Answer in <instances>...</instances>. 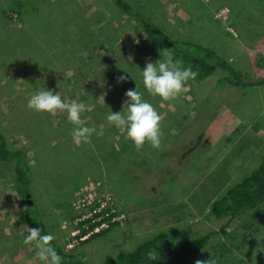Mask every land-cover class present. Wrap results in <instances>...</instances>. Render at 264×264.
Masks as SVG:
<instances>
[{
	"label": "rangeland",
	"instance_id": "obj_1",
	"mask_svg": "<svg viewBox=\"0 0 264 264\" xmlns=\"http://www.w3.org/2000/svg\"><path fill=\"white\" fill-rule=\"evenodd\" d=\"M128 1L170 35L214 49L249 79L264 78V0ZM169 54L110 0H0V129L27 153L50 233L89 262L106 264L158 231L181 242L219 229L227 218L214 216L211 201L264 156V82L239 89L218 71L163 101L147 93L140 73ZM120 75L127 81L117 83ZM135 87L162 117L161 150L146 143L137 151L106 120ZM44 88L87 105L90 143H73L66 114L27 107ZM103 206L118 225L82 241L89 234L77 237L81 220ZM22 207L13 164L0 162V264H45L24 243ZM225 230L197 259L264 264V201Z\"/></svg>",
	"mask_w": 264,
	"mask_h": 264
},
{
	"label": "trees",
	"instance_id": "obj_2",
	"mask_svg": "<svg viewBox=\"0 0 264 264\" xmlns=\"http://www.w3.org/2000/svg\"><path fill=\"white\" fill-rule=\"evenodd\" d=\"M113 6L126 18L136 21L140 26L175 60L182 61V67L191 66L198 75L191 84L218 73V80H225L229 84L244 89L247 86L259 85L264 78L257 80L249 79L237 70L228 58L219 55L214 49L205 47L194 41H187L176 38L167 33L150 16L141 9L135 7L128 0H110ZM0 162H11L15 174V190L22 203V219L29 227H39L42 234H51L43 217L35 205L33 190V170L26 151L23 148H12L8 144L7 137L0 129ZM33 202L28 205L26 196ZM264 201V156L257 168L245 175L233 186L227 188L222 195L210 203V210L216 218H227L226 223L219 229L211 230L205 234L184 239L178 242L176 238L165 231H158L150 238L142 241L133 250L119 255L116 259L106 264H194L201 252L210 244L213 237L226 234L225 228L230 225L233 219H238L244 214L252 211ZM110 209L104 208L92 213L81 220L77 227V237H84L88 241L96 236L106 233L118 222H109L113 216ZM102 216L98 221L92 222L87 228L81 224ZM103 222L108 226L105 230L93 232V229ZM56 252L62 257L61 264H95L87 261L73 251L65 250L55 239L51 242ZM155 250L158 259L150 261L147 252Z\"/></svg>",
	"mask_w": 264,
	"mask_h": 264
},
{
	"label": "clouds",
	"instance_id": "obj_3",
	"mask_svg": "<svg viewBox=\"0 0 264 264\" xmlns=\"http://www.w3.org/2000/svg\"><path fill=\"white\" fill-rule=\"evenodd\" d=\"M182 63L180 60L173 61L171 54L164 60L159 59L155 63L147 62L140 73L147 93L153 97L159 96L163 101L178 98L186 82L194 80L198 75L191 66L182 67ZM127 79L128 76L120 75L117 77V83ZM124 95L127 99L123 102V108L121 111H110L106 117L107 122L130 139L137 151H140L146 143L153 149L161 150L163 135L161 115L143 98V94L137 90V87L126 90ZM27 107L37 113L47 112L53 116L66 114L68 122L73 125L70 136L77 147L82 143H90V137L96 131L95 126H86L81 118V113L87 110V105L67 96L62 98L59 92L41 89L31 95ZM24 232L27 233L24 235V243L32 245L39 260L44 261L45 264H61L62 257L51 244L55 239L54 235L42 234L41 228L27 225H24ZM146 255L150 261L158 259L155 250L147 252ZM194 264H217V261L211 258L197 259Z\"/></svg>",
	"mask_w": 264,
	"mask_h": 264
},
{
	"label": "built area",
	"instance_id": "obj_4",
	"mask_svg": "<svg viewBox=\"0 0 264 264\" xmlns=\"http://www.w3.org/2000/svg\"><path fill=\"white\" fill-rule=\"evenodd\" d=\"M103 209H104V206H103ZM110 212H111V209H110ZM115 216H116V215H113V216L111 217V219L109 220V222H115V221H116ZM102 226H106V227H107V226H108V223H107V222H103L101 225L95 227V228L93 229V232L98 231V228H99V227H102Z\"/></svg>",
	"mask_w": 264,
	"mask_h": 264
},
{
	"label": "water",
	"instance_id": "obj_5",
	"mask_svg": "<svg viewBox=\"0 0 264 264\" xmlns=\"http://www.w3.org/2000/svg\"><path fill=\"white\" fill-rule=\"evenodd\" d=\"M26 202H27L28 205H32L33 204L32 200L30 198H28V195L26 196Z\"/></svg>",
	"mask_w": 264,
	"mask_h": 264
}]
</instances>
